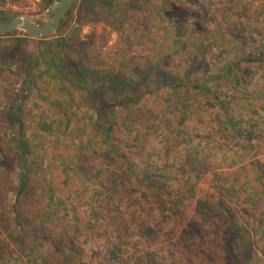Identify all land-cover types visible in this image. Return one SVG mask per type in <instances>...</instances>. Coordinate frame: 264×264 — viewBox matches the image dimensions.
<instances>
[{
  "label": "rangeland",
  "instance_id": "374dc122",
  "mask_svg": "<svg viewBox=\"0 0 264 264\" xmlns=\"http://www.w3.org/2000/svg\"><path fill=\"white\" fill-rule=\"evenodd\" d=\"M168 1L172 4L169 11L173 15L187 8L198 11L203 6L208 8L209 14L220 19L225 14L219 11V6L230 5L237 11L250 2L257 13L252 18L262 22L260 27L264 32V0H127L128 6L122 7L121 12L116 9L120 0H77L62 18L61 29L51 36L29 37L20 30L0 35V47L13 45L18 37L25 38L23 48L34 61V70L40 75L24 106L25 142L30 149V185H33L34 194L40 200L38 205L46 208L47 223L51 228L55 227L53 232L65 228L66 240L75 243L77 251L92 254L87 250L83 221L91 215V204H98L95 191L104 188L109 177L107 170L121 173L119 164L122 162L109 158L107 153L115 154L103 142L95 123L98 116L91 102L85 100L86 92L53 75L48 64V49L58 39L64 38L67 46L63 54L67 59L80 60L91 69H102L118 66L125 52H129L126 57L141 52L145 58L147 56L154 60L160 58L169 47L173 55L169 64L174 68L173 71L179 72L181 78L185 77L188 87L175 90L166 88L147 96L133 109H118V124L111 134V142L116 144L119 151L127 154L133 165L143 158L147 159L148 167L153 163L160 168L161 173H170L175 185L180 182L181 186L189 187L186 184L191 177L190 184L195 186L194 195L185 194L182 197L185 199L180 200V209L170 208L172 215L167 217L170 228L162 232L151 231L145 248L159 253L167 251L169 241L177 239L174 238L176 234L182 236L185 243L183 247L203 251V255L200 254L193 264H229V261L232 264L230 257L223 256L224 247L231 246L220 224L224 217L221 203L224 202L238 217L241 227L239 242L248 249L245 254L248 264H264V64L244 61L235 67L233 70L239 76V84L220 78L206 83L211 87L210 91L190 86L191 83L202 81L206 72L198 70L188 75V78L185 74L187 65L181 67L182 60L178 54L181 43L189 42L192 45L198 41V31H185L186 34L180 39L176 29L166 33L161 7L165 8ZM189 2L192 4L188 6ZM49 6L48 0H0V18L10 20L19 15H35L39 17L37 23L41 24L43 18L40 16ZM112 6L115 9L111 10ZM139 7L146 9L149 15V28L152 27L151 23L155 25L152 28L153 40L147 37V31L140 26L141 18L136 14ZM233 14L227 15V19H231ZM194 17H190V20ZM217 21L218 18L215 24ZM240 35L243 38L246 33ZM247 43L245 46L238 43L240 48L235 43H227L226 46L223 42L216 43L205 50L207 67L244 57L252 50L251 43ZM260 45L264 47V43L260 42ZM1 67L0 111H3L7 105L4 104L6 92L19 90L23 77L18 80L5 66ZM221 67L217 71H221ZM208 71V75H211V68ZM51 95L55 96L52 97L54 99L65 96L67 100L61 106L58 103L56 105L49 100ZM186 96L196 98L197 103L188 110H178L175 107L176 100ZM225 103L234 119L242 120L251 138L249 142L242 138L226 141L218 136L217 128L226 126L227 122V111L222 109ZM66 110H71L67 113L69 115L64 114ZM183 116L185 120L180 124ZM226 127L232 129L231 126ZM8 139L6 136L2 143L7 153L13 149ZM4 153H0V188L4 197L3 210L0 211V232L10 243L9 253L13 259L8 264H30V256L22 254L16 246L20 242L19 237H23V248L32 249L35 255L41 249L44 250V236H34L38 229L34 216L29 215L33 210H28L25 205L21 207L20 213L27 217L30 228L16 224L12 206L19 185L20 166L11 162ZM80 166L87 174L90 173L88 166L96 167L101 175L94 181H82L78 177V174L83 173L81 170L78 173ZM139 169H142L141 166ZM40 183L50 184L49 188L54 191L44 194ZM87 188L89 191H86ZM41 200L45 201L44 204ZM204 206L212 208L211 213L208 214ZM106 212L107 215L111 213H108V209ZM70 217H74V224ZM201 217L209 218L205 227ZM65 220L66 226L60 227ZM10 234L14 235V239ZM143 250L138 253L141 254ZM88 263L97 264L93 256H88Z\"/></svg>",
  "mask_w": 264,
  "mask_h": 264
},
{
  "label": "trees",
  "instance_id": "16d2710c",
  "mask_svg": "<svg viewBox=\"0 0 264 264\" xmlns=\"http://www.w3.org/2000/svg\"><path fill=\"white\" fill-rule=\"evenodd\" d=\"M54 1L48 0V4L51 5ZM192 2H189L188 6ZM170 4L171 2L168 1L165 8L161 7L163 21H165L166 25V33L173 32L176 29L178 39H180L186 34L185 31H198L196 34L198 41L192 45L189 42L186 44L181 43V50L178 54L182 60L181 67L187 65L188 71L185 73L187 76L197 73L198 70L206 72V77L202 81L194 84L191 83L190 86L210 91L211 87H208L206 83L220 78H227L230 83L234 81L236 84H239V76L234 74L233 70L235 67L244 61L264 64V47L262 48L260 45V42L264 43V32L260 27L262 22L257 18H252L256 12L251 7L250 2L237 11H234L230 5L225 7L219 6V11L225 15L222 16L223 19L217 17L218 23L216 24L214 21L217 18L209 14V10L206 7L200 6V10L198 11L187 8V10H183L182 12L177 11L178 15H173L169 11ZM127 6V0H120V3L116 5V9L120 11V9L123 10L122 7L127 8ZM113 9L115 8L112 6L111 10ZM146 12V9L139 7L136 14L138 13V16L141 18L139 22L141 28L145 29L148 33L147 37L153 40L154 30L152 28L155 25L151 23L152 27L149 28L148 22L151 20H149V15ZM233 12L235 14L231 16V19H227V15L230 16ZM190 17H194V19L190 20ZM0 20L6 19L0 18ZM62 26L63 22L60 23L58 29L60 30ZM243 32L246 35L242 38L240 34ZM209 33L214 35H209ZM24 35L28 36L26 33ZM216 40H219V42ZM24 41L25 38L18 37L13 45L0 47L1 68L5 66L18 80L23 77L19 90L12 89V92L10 90L6 92L8 102L5 109L0 111V134H3L0 135V153L3 154L5 152V156L11 162L18 163L20 166V171L18 172L19 185L16 190L15 203L12 206L14 218L18 226L30 228L27 217H24L20 213V209L25 205L28 210H33L29 215L34 216L33 219L38 229V231L34 232V236L37 238L43 235L45 244L44 250L41 249L42 251L39 254L33 255L34 251L32 249L27 250V248H23L21 244L23 237L20 236V242L16 246L21 249L22 254L30 256L28 257L30 258V264H90L88 263V256H93L97 264H131L133 261L134 264L195 263L196 258H199L200 254L203 255V251L183 247L185 243L182 240V236L178 237L176 234L174 238L177 239L169 241L167 251L159 253V251L152 252L145 248V245L149 242L148 234L151 231L157 230L162 232L165 228H170L167 218L172 215L170 208L180 209L179 202L181 199H185L182 197L185 194L186 196H189V194L194 195L195 186L190 184L191 177H189L190 179L186 184L190 188L181 186L182 183L180 182H177L175 185L174 177H171L170 173L168 175L161 173L160 168L153 163L148 167L146 165L148 161L144 158L133 165L127 154L119 151L116 144L111 142V134L118 124V109H133L144 101L147 96L157 94L166 88L175 90L181 87H188L185 77L181 78L179 72L173 71L174 68L169 64V60L173 59L171 49L169 47L166 48L161 57H157L154 60L147 56L145 58L141 52L126 57V53L129 52H125L118 66H106L102 69H91L80 60L73 61L69 58L67 59L63 54L67 46L64 38L58 39L48 49V64L56 72L55 77H60L62 81H66V83L79 87L80 90L86 92L85 100L87 99L91 102L98 116L95 123H97L103 142L107 143L111 148L110 150H112V154H115L111 155L107 153L110 156L109 158L122 162L119 164L121 173L107 170L106 174L109 177L104 183V188L100 191H95L97 192L96 196L98 198L96 197V202L98 204H91V215H88L87 219L83 221V230L85 231V238L88 243L87 250L92 253L86 252L85 254L75 249V243L73 244L66 240L63 231L65 228L59 229L61 230L60 232H53L55 227L51 228L47 223L48 219L45 216L46 208L38 205V201L40 202V200L36 198L33 185H30L29 182L31 163L28 161L30 149L25 142L24 128L26 120L24 117V106L29 95H32L40 75L34 70L35 63L23 48ZM222 42L225 43L224 46L227 43H235L238 48H240L238 43L245 46L249 42L251 43L252 50L244 55V57L230 63L221 62L222 65L217 66H215V63L214 66L207 67L205 50L216 43L221 44ZM127 50L126 48L125 51ZM205 65L206 67H204ZM220 66H222L221 71H217V68ZM208 68H211V75H208L210 73ZM196 103V98L186 96L183 99H177L175 107L178 110H188ZM222 109H225L228 114L225 125L231 126L232 129L220 125L216 130L218 136L226 141H236L242 138L249 142L251 138H249V134L245 131L242 120L234 119L231 109L226 103L222 105ZM67 113H69L68 110L64 114L69 115ZM184 120L185 116L181 119L180 124ZM6 136L9 137V142L13 144V149L10 152L8 151V153L7 149L2 147ZM140 166L142 169H139ZM80 170L83 173L82 175L78 174V177L82 181L84 179L87 182L94 181V179L101 175V171L96 167L94 169V167L88 166V173L90 170L89 174L81 166L78 169V173ZM1 176L0 183H2ZM125 181L126 183H124ZM127 183H130V185H127ZM39 186H41L44 194L54 191L53 188H49L50 184L48 183H40ZM1 190L2 188H0V211L3 210L2 202L4 201ZM86 191H89L88 188ZM44 202L43 200L42 203L44 204ZM221 205L224 217L220 224L223 226V233L231 245L224 247L223 256L230 257L232 264H248L245 259L248 249L239 242L241 227L239 226L238 217L226 203L223 202ZM115 207L116 209L112 212V208ZM204 208L208 214L211 213L212 208L209 206H204ZM107 209L108 213L111 212L109 215H107V212L105 213ZM72 219L74 217H70L71 223ZM208 220V217H201V223L204 227ZM66 223L67 220L63 221L60 227L66 226ZM187 234L184 235L187 236ZM9 236L14 239V235L10 234ZM10 248V243L0 232V264H8L13 259L9 253ZM142 249L144 250L139 254L138 252ZM183 255L186 256L187 262H184Z\"/></svg>",
  "mask_w": 264,
  "mask_h": 264
},
{
  "label": "water",
  "instance_id": "95a60500",
  "mask_svg": "<svg viewBox=\"0 0 264 264\" xmlns=\"http://www.w3.org/2000/svg\"><path fill=\"white\" fill-rule=\"evenodd\" d=\"M77 0H55L40 16L43 18L41 24L35 15H19L10 20H0V35L11 33L16 30L23 31L29 37H48L55 34L61 19L66 15Z\"/></svg>",
  "mask_w": 264,
  "mask_h": 264
},
{
  "label": "crops",
  "instance_id": "0c3cea01",
  "mask_svg": "<svg viewBox=\"0 0 264 264\" xmlns=\"http://www.w3.org/2000/svg\"><path fill=\"white\" fill-rule=\"evenodd\" d=\"M49 68H50V67H49ZM50 69H51V68H50ZM51 70L53 71V69H51ZM55 73H56V72L53 71V75H54V76H56ZM64 88H65V87H64ZM33 90H34V89H33ZM64 90H65V89H64ZM50 91H51V90H50ZM65 92H66V91H65ZM4 95H5V91H4ZM60 96H61V95H60ZM4 97H5V98H4V101H5L4 104H6V103H7V102H6V100H7V98H6L7 95H5ZM52 97H55V96H52V95H51V97L49 98V100H50V101H53V103H56V105H57V103L60 105V104L63 103V101L67 100V99H66L67 97H65V96H61V97H59V98H55V99L52 98ZM68 98H69V97H68ZM62 105H63V104H62ZM60 106H61V105H60ZM68 111L70 112L71 110H68Z\"/></svg>",
  "mask_w": 264,
  "mask_h": 264
},
{
  "label": "flooded vegetation",
  "instance_id": "af4514ba",
  "mask_svg": "<svg viewBox=\"0 0 264 264\" xmlns=\"http://www.w3.org/2000/svg\"><path fill=\"white\" fill-rule=\"evenodd\" d=\"M61 22H62V19H61ZM61 22H60V23H61ZM38 24H40V23H38ZM58 28H59V26H58Z\"/></svg>",
  "mask_w": 264,
  "mask_h": 264
}]
</instances>
